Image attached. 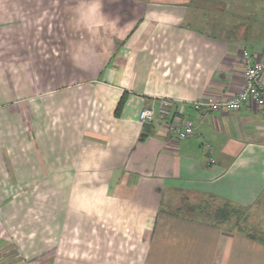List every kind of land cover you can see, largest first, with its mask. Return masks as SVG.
I'll use <instances>...</instances> for the list:
<instances>
[{"label": "crops", "instance_id": "1", "mask_svg": "<svg viewBox=\"0 0 264 264\" xmlns=\"http://www.w3.org/2000/svg\"><path fill=\"white\" fill-rule=\"evenodd\" d=\"M244 49L264 58V0H0V260L264 264L207 211L264 197V112L191 106L244 86Z\"/></svg>", "mask_w": 264, "mask_h": 264}, {"label": "built area", "instance_id": "2", "mask_svg": "<svg viewBox=\"0 0 264 264\" xmlns=\"http://www.w3.org/2000/svg\"><path fill=\"white\" fill-rule=\"evenodd\" d=\"M243 66L244 86L235 94L227 97L207 95L200 100L193 101L191 106L195 110L238 111L244 105L251 104L256 109L264 112V58L242 50L240 54ZM174 101L163 98L160 100L157 115L165 119L164 126L169 136L178 140L191 137L194 133V124L191 120H183L172 114ZM155 112L149 108H143L138 113V120L142 124L152 123ZM209 148V145H207Z\"/></svg>", "mask_w": 264, "mask_h": 264}, {"label": "rangeland", "instance_id": "3", "mask_svg": "<svg viewBox=\"0 0 264 264\" xmlns=\"http://www.w3.org/2000/svg\"><path fill=\"white\" fill-rule=\"evenodd\" d=\"M207 206L209 216L212 217L214 216L215 212L222 207L221 204L216 203L214 200L209 201ZM253 209L255 212L247 209L245 212H241V216H237L239 222H241L240 226L243 228L242 231L259 236H264V197L257 202L256 206H254ZM232 220L234 222L236 218L232 217ZM0 264L7 263H5L3 259H1Z\"/></svg>", "mask_w": 264, "mask_h": 264}, {"label": "trees", "instance_id": "4", "mask_svg": "<svg viewBox=\"0 0 264 264\" xmlns=\"http://www.w3.org/2000/svg\"><path fill=\"white\" fill-rule=\"evenodd\" d=\"M122 103H123V100L120 101V103L118 105V109ZM245 211H246V209H244V208H235V207L230 206L229 204H224L220 209H218L215 212L214 220L219 221L220 223H225V222L229 221V218L231 216L236 218V220H238L237 216L238 215L241 216L242 215L241 212H245ZM259 237L263 238V236H259Z\"/></svg>", "mask_w": 264, "mask_h": 264}]
</instances>
